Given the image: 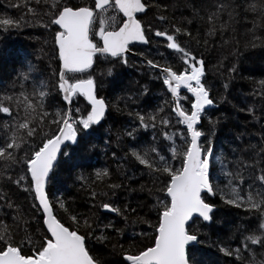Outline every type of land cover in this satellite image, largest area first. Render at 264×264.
I'll return each instance as SVG.
<instances>
[{
    "label": "snow or ice",
    "instance_id": "obj_1",
    "mask_svg": "<svg viewBox=\"0 0 264 264\" xmlns=\"http://www.w3.org/2000/svg\"><path fill=\"white\" fill-rule=\"evenodd\" d=\"M186 6L193 18L170 22L169 5L163 0H8L6 8L16 14L0 15V35L29 28L47 32L51 39L41 43L39 61L48 60L51 74L44 76L26 61L0 85V264H110L93 241L110 244L120 257L117 264H206L196 245L201 243V228L214 220L217 196L225 206L243 212L235 228L236 246L221 241L218 251L231 257L232 264H264V80L252 93L262 101L259 114L255 104L241 109L260 124L255 133L259 143L244 146L247 133L238 134L241 146L231 148L229 160L215 148L219 120L208 115L215 104L212 85L206 79V61L197 51L200 28H191L199 18L206 36L222 37L243 19L252 24L245 47L264 48V0H210L199 8ZM157 38L179 54V63L162 64L141 52V67L158 70L156 79L162 80L170 99L128 112L133 123L123 132L105 129V155L111 150L115 170L84 163L98 147L90 138L104 128L110 110L108 99L100 94L103 81L95 74L96 61L104 57L111 58L113 67L129 65V54H137L135 45L149 46ZM241 54L239 49L234 53ZM236 70L233 64L229 71ZM112 72L109 67L100 75ZM148 91L145 86L140 95ZM127 99L135 103L133 96ZM141 131L151 133L146 145L137 138ZM125 136L127 148L120 146ZM124 165L133 170L131 176ZM65 166L73 183L86 192L90 208L115 214L124 227L112 220L101 224L94 212L81 213L52 191L50 185ZM89 168L93 170L86 173ZM136 171L151 184L141 185L140 191L147 189L154 198L155 223L139 214V204L117 206L113 199L129 190L116 172L130 181ZM22 193L27 194L25 201L31 198L27 210L19 199ZM36 212L40 227L33 230L26 216ZM136 224L152 231L134 232L132 244L125 247L121 238Z\"/></svg>",
    "mask_w": 264,
    "mask_h": 264
},
{
    "label": "trees",
    "instance_id": "obj_2",
    "mask_svg": "<svg viewBox=\"0 0 264 264\" xmlns=\"http://www.w3.org/2000/svg\"><path fill=\"white\" fill-rule=\"evenodd\" d=\"M7 2L8 0H0V15L5 13L15 15L14 9L6 8ZM163 2L169 5L167 12L169 21L179 22L183 18H193L191 7L186 5L191 4L199 8L203 4L209 3L210 0H163ZM242 2L243 0H237V3ZM223 19L227 20V15H224ZM249 19H251V14H249ZM198 27L200 28L201 44L197 51L203 55L206 61V79L212 85V96L215 100L214 106L208 109V115L213 120H219L216 128L215 148L218 154L223 153L230 160L232 159L231 148L241 146V141L235 139L238 134L247 133L243 138L244 146L249 143H259V138L255 133L261 130L260 124L256 123L252 116L248 115L246 111H241V109H246L255 104L258 110L257 114H259V106L262 101L258 96L252 95V93L254 89H259L258 82L264 80V48L257 47L253 49L245 47L251 38L247 29H250L252 24H245L243 19L233 26L235 31L229 28L225 30L222 37L219 34L214 37L206 36L204 22L196 18L191 25L193 32ZM45 39L50 40L51 37L47 32L39 28H29L0 35V85L7 84L14 75V71L20 69L26 61L42 69L44 76L51 74L50 70L46 68L48 60L45 58L43 64L39 61V48ZM204 39L209 41L207 46L203 44ZM225 40L228 41L227 44L223 42ZM237 49L242 53L238 57L234 55ZM136 51L138 52L137 56H129V65L116 64L113 67L111 58L106 60L104 57H100L94 65L96 76L103 81V88L100 94L106 97L110 104L104 128L90 138L91 142L97 144L98 147L95 151L88 153V158L84 161V163L92 165L94 168L109 167L112 170L116 169V164L111 160V150H108L107 156L105 155L103 145V140L107 138L105 129L111 128L113 134L118 131L123 132L124 129L130 128L133 123L132 118L128 116V112L148 110L161 103L162 99H170L162 85V80L156 79L158 70L151 69L146 64L141 67L143 58L139 53L142 52L148 58L159 60L162 64H178L179 54L167 50L161 38L154 40L152 45L139 46V50ZM233 64L237 67L235 73L229 71ZM109 67L113 68L112 75L108 76L105 74L101 76L100 73L106 71ZM225 84H228L227 89L224 87ZM145 86L149 91L147 95L141 96L140 91ZM128 96H133L135 99L134 104L127 99ZM79 103L81 107L84 106L82 99ZM205 127H207V121H205ZM137 138L141 144L146 145L151 140V133L141 131ZM112 146L113 148L117 147L115 140H113ZM120 146L123 148L129 146L128 137H123ZM92 170V168H89L86 173ZM124 170L128 172L129 176L132 175L133 170L128 165H124ZM116 176H119L120 180H123L129 186L128 191H121L117 197L113 198L117 206H122L127 202H130L133 207L139 204L141 206L139 214L148 216L151 222L155 223L157 216L152 208V204L155 202L154 198L148 196L147 189L140 191L141 185L151 187L148 177H141L139 171H136L135 177L130 181L124 180L122 172H116ZM220 183L221 185L225 183L223 178H221ZM50 187L57 195H61L71 201L72 206L79 212L85 214L94 212L100 218L101 224L112 220L119 227H124L120 222V218L115 214L90 208L86 192L81 191L80 185L73 183L72 179L69 178L68 166H65L59 172L54 185H50ZM131 189L136 191H131ZM26 195L20 194L19 199L25 201ZM215 199L218 208L215 211L214 220L210 226L201 228V243L196 245V249L199 250L198 255L206 264H232V258L220 253L217 245L223 241L226 246L229 242H231L232 247L236 246L238 242L236 236L238 234L235 228L240 223L243 212L225 206L218 196ZM30 203L31 198L29 197L25 201L26 210ZM39 215L40 213L36 212L35 216H26V218L33 221V230L40 227L38 223H35L36 217ZM141 230H147L149 233L152 231L146 225H130L126 229L127 235L121 238V243L128 247L133 242L130 237L133 236L134 232L138 233ZM108 231L111 232V229ZM112 236L113 239L116 238L115 233ZM92 243L99 253L105 255L110 264H117L120 260L118 253L112 252L110 244L99 245L95 241Z\"/></svg>",
    "mask_w": 264,
    "mask_h": 264
},
{
    "label": "flooded vegetation",
    "instance_id": "obj_3",
    "mask_svg": "<svg viewBox=\"0 0 264 264\" xmlns=\"http://www.w3.org/2000/svg\"><path fill=\"white\" fill-rule=\"evenodd\" d=\"M139 46L140 47H146L145 45H139V44L135 45L134 46V52H136L137 54L136 55L129 54V56H137L138 52L136 50H139Z\"/></svg>",
    "mask_w": 264,
    "mask_h": 264
},
{
    "label": "water",
    "instance_id": "obj_4",
    "mask_svg": "<svg viewBox=\"0 0 264 264\" xmlns=\"http://www.w3.org/2000/svg\"><path fill=\"white\" fill-rule=\"evenodd\" d=\"M131 54V53H130Z\"/></svg>",
    "mask_w": 264,
    "mask_h": 264
}]
</instances>
